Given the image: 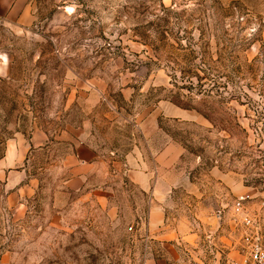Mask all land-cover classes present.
Listing matches in <instances>:
<instances>
[{
    "label": "rangeland",
    "instance_id": "1",
    "mask_svg": "<svg viewBox=\"0 0 264 264\" xmlns=\"http://www.w3.org/2000/svg\"><path fill=\"white\" fill-rule=\"evenodd\" d=\"M16 2L0 3V159L36 129L50 143L29 196L0 179V264H229L244 253L240 196L264 244V0ZM171 140L182 178L154 235L153 191L130 170L153 171ZM79 149L101 164L74 188ZM182 223L192 236H170Z\"/></svg>",
    "mask_w": 264,
    "mask_h": 264
},
{
    "label": "crops",
    "instance_id": "2",
    "mask_svg": "<svg viewBox=\"0 0 264 264\" xmlns=\"http://www.w3.org/2000/svg\"><path fill=\"white\" fill-rule=\"evenodd\" d=\"M16 1L0 0L1 6L5 9L4 12L8 14L13 12L18 4ZM29 14L28 8H23L19 14L20 20L28 19ZM7 74L8 64L3 57H0V80ZM48 138L46 132L36 129L29 138L18 137L7 144L5 154L0 159V179L3 178L7 188L12 189V197L16 196L19 200L34 192L35 183L31 174L32 155L34 151L45 149L44 147L48 146L50 143ZM183 153V147L171 140L156 152L153 171H149L145 162L139 164L136 169L130 170L134 183L143 190H152L155 197L146 219V230L151 234L166 235L164 202L169 192L180 184L182 175L177 165ZM90 155L91 151L84 154L83 150L79 149L67 156V166L72 172L69 183L74 188L83 187L100 163L95 153ZM175 232L169 235L180 237L188 233L192 236L191 231L185 230L184 223L180 224ZM149 263L166 264L161 260H153Z\"/></svg>",
    "mask_w": 264,
    "mask_h": 264
},
{
    "label": "built area",
    "instance_id": "3",
    "mask_svg": "<svg viewBox=\"0 0 264 264\" xmlns=\"http://www.w3.org/2000/svg\"><path fill=\"white\" fill-rule=\"evenodd\" d=\"M246 197L240 196L234 204V213L244 228V253L229 264H264L263 233L260 220L246 210Z\"/></svg>",
    "mask_w": 264,
    "mask_h": 264
}]
</instances>
